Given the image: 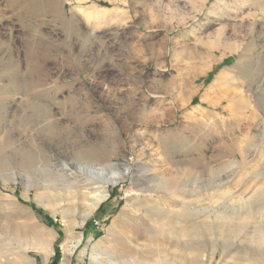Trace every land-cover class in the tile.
I'll use <instances>...</instances> for the list:
<instances>
[{
	"label": "rangeland",
	"instance_id": "374dc122",
	"mask_svg": "<svg viewBox=\"0 0 264 264\" xmlns=\"http://www.w3.org/2000/svg\"><path fill=\"white\" fill-rule=\"evenodd\" d=\"M255 226L264 0H0V264H264Z\"/></svg>",
	"mask_w": 264,
	"mask_h": 264
},
{
	"label": "bare ground",
	"instance_id": "6f19581e",
	"mask_svg": "<svg viewBox=\"0 0 264 264\" xmlns=\"http://www.w3.org/2000/svg\"><path fill=\"white\" fill-rule=\"evenodd\" d=\"M91 15H89V16H91ZM129 169H130L129 166H126L125 170H123L122 172L114 171V172H112L113 174L106 176L105 174H103V172H99L94 167H89V168L86 167L85 168L84 171L88 172L90 174V177L88 178L89 183L97 184V189H96L97 191L92 193L89 196V202L84 207L82 219H86L89 215H91L93 213L94 209L98 206L99 202L107 198V196H108V190L107 189H110L109 187L114 186L118 182L123 180L124 176L129 172ZM46 185L48 186L47 183H46ZM30 186H32V184L28 183L27 187H30ZM61 211H62V209H61ZM62 214H63V212H62ZM254 232L255 233H254V239L253 240H255V242H257V243H262L264 241V231L262 229L258 228V226L257 227L255 226ZM79 239L76 241V243L74 242L75 244H73V245L72 244H70V245L66 244V247L63 250L64 251L63 256L65 258L67 255H69L71 253L73 247H76ZM48 255L49 254L46 253L45 257ZM90 264H102V262L95 259V260H91ZM108 264H130V263H129V261L127 262V261H120V260H114V261L109 260Z\"/></svg>",
	"mask_w": 264,
	"mask_h": 264
},
{
	"label": "trees",
	"instance_id": "16d2710c",
	"mask_svg": "<svg viewBox=\"0 0 264 264\" xmlns=\"http://www.w3.org/2000/svg\"><path fill=\"white\" fill-rule=\"evenodd\" d=\"M98 209H100V206L98 207Z\"/></svg>",
	"mask_w": 264,
	"mask_h": 264
},
{
	"label": "crops",
	"instance_id": "0c3cea01",
	"mask_svg": "<svg viewBox=\"0 0 264 264\" xmlns=\"http://www.w3.org/2000/svg\"><path fill=\"white\" fill-rule=\"evenodd\" d=\"M46 262V261H45Z\"/></svg>",
	"mask_w": 264,
	"mask_h": 264
}]
</instances>
